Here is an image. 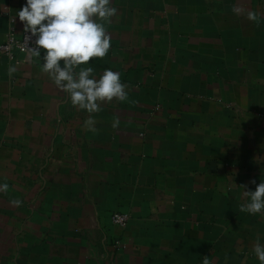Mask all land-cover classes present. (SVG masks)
I'll use <instances>...</instances> for the list:
<instances>
[{"label":"crops","instance_id":"crops-1","mask_svg":"<svg viewBox=\"0 0 264 264\" xmlns=\"http://www.w3.org/2000/svg\"><path fill=\"white\" fill-rule=\"evenodd\" d=\"M25 4L0 0V41ZM112 6L110 50L86 66L120 73L126 101L89 114L44 50L0 55V264H260L264 215L240 205L264 180V0Z\"/></svg>","mask_w":264,"mask_h":264},{"label":"clouds","instance_id":"clouds-1","mask_svg":"<svg viewBox=\"0 0 264 264\" xmlns=\"http://www.w3.org/2000/svg\"><path fill=\"white\" fill-rule=\"evenodd\" d=\"M233 12L242 14L239 6H234ZM116 13L112 0H26L16 15L24 24V31L36 37V46L28 47L30 55L41 61V50H44L41 71L48 74L58 89L68 94L72 106L89 114L100 111L103 102L128 100L120 73L105 69L96 78L94 68L86 66L93 59H103L108 54L111 36L105 25ZM247 19L256 22L259 17L255 11H249ZM15 71L14 67H9L8 75L11 77ZM93 125L94 120L89 116L85 127L95 131ZM119 125V119H115L112 127ZM7 189V184L0 185V190ZM243 195L248 200L240 205L241 212L264 215V180L255 191L244 190ZM259 240L257 237L252 250L260 264H264V245ZM203 264H209L207 256Z\"/></svg>","mask_w":264,"mask_h":264},{"label":"built area","instance_id":"built-area-1","mask_svg":"<svg viewBox=\"0 0 264 264\" xmlns=\"http://www.w3.org/2000/svg\"><path fill=\"white\" fill-rule=\"evenodd\" d=\"M4 9L6 11L7 7ZM35 40L36 37L32 36L30 32H25L24 27L20 34H18L14 27L11 26L6 33L4 40L0 41V55L5 56L9 60L15 61L19 54L29 53L28 47L34 48L36 46ZM111 218L115 225L124 228L130 220V215L123 212H114L112 213ZM119 244L120 242L116 241L114 246Z\"/></svg>","mask_w":264,"mask_h":264}]
</instances>
